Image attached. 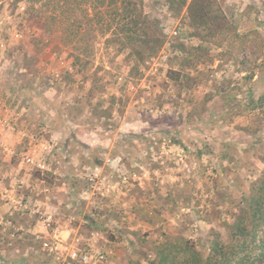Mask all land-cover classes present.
<instances>
[{"label": "rangeland", "instance_id": "obj_1", "mask_svg": "<svg viewBox=\"0 0 264 264\" xmlns=\"http://www.w3.org/2000/svg\"><path fill=\"white\" fill-rule=\"evenodd\" d=\"M218 1L234 31L202 40L189 36L185 9L143 0L164 36L143 62L129 45L105 43L96 19L87 33L75 0H2L0 110L14 119L1 115L0 125L29 167L25 188L54 198L26 203L22 219L41 226L52 211L82 246L94 233L111 250L105 264H148L170 239L206 253L212 229L226 239L263 168L264 0ZM94 6L106 13L93 2L91 14ZM14 225L1 248L28 252L31 264H60L41 249L42 237Z\"/></svg>", "mask_w": 264, "mask_h": 264}, {"label": "trees", "instance_id": "obj_2", "mask_svg": "<svg viewBox=\"0 0 264 264\" xmlns=\"http://www.w3.org/2000/svg\"><path fill=\"white\" fill-rule=\"evenodd\" d=\"M69 2L71 0H63L64 5H69ZM93 2L107 7L106 13L94 6L95 11L91 14ZM164 4L176 14L185 9L191 38L198 36L203 40L208 36L216 37L226 30L234 31L218 0H164ZM75 6L81 9L82 20L78 22H84L87 33L94 29L93 21L96 19L99 25L97 30L104 35L105 43L129 45L131 54L143 62L155 56L162 45L163 32L158 21L150 19L143 10V0H75ZM89 40L88 35L86 41ZM64 43H73V38ZM167 76L176 81L181 74L169 70ZM261 98H264V94ZM262 163L263 168L252 182L249 193L241 197L237 212L233 214V221L225 225L226 239L221 237L219 231L210 230L206 253H202L192 240H166L146 256L147 263L264 264V157Z\"/></svg>", "mask_w": 264, "mask_h": 264}, {"label": "crops", "instance_id": "obj_3", "mask_svg": "<svg viewBox=\"0 0 264 264\" xmlns=\"http://www.w3.org/2000/svg\"><path fill=\"white\" fill-rule=\"evenodd\" d=\"M1 115H5V117L10 121L14 119L12 113L4 114L2 110H0V116ZM13 134V132H10L0 125V237L1 235L4 236V230L10 228V226L4 224V222L8 220L13 222V224L15 222V224L19 225V227L26 226L27 229L31 231V235L37 234L35 236L43 237L45 236V229L42 225H33V222H26V219H22V210L25 206L27 207L26 203H28V205L31 203H34V205L38 204L45 198V194L37 197L25 188L29 185V183L32 184L33 178L28 174L29 167L27 164L17 158V156L14 157L15 150L19 148L20 145L18 146V142L15 140V136H13ZM22 163H24V165ZM15 182H17V184H15ZM55 196L56 198L53 202L58 205L57 203H59V200H57V198L59 199L60 196ZM45 199L51 200L54 198L51 195H47ZM38 232H40V234H38ZM22 239L26 241L25 246H27L26 244L34 242L33 239L31 240L23 237ZM12 248L6 247L3 249L0 247V255H6L7 257L11 256L9 258L11 262H5L4 264H25V262L26 264H31L26 260V257L29 258L26 256V254L28 255V252L19 255L20 252H18L14 247ZM3 253L5 254L3 255Z\"/></svg>", "mask_w": 264, "mask_h": 264}, {"label": "built area", "instance_id": "obj_4", "mask_svg": "<svg viewBox=\"0 0 264 264\" xmlns=\"http://www.w3.org/2000/svg\"><path fill=\"white\" fill-rule=\"evenodd\" d=\"M45 236L42 237L41 249L60 264H105L111 250H104L95 242L94 233L82 246L81 237L77 231L71 236L54 219L52 211L45 212L42 219ZM3 223V222H2ZM5 225L14 227L10 220Z\"/></svg>", "mask_w": 264, "mask_h": 264}]
</instances>
